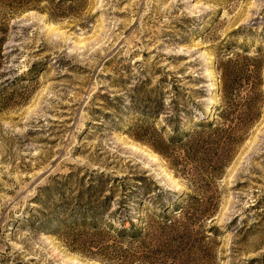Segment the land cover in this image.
<instances>
[{
	"label": "rangeland",
	"instance_id": "1",
	"mask_svg": "<svg viewBox=\"0 0 264 264\" xmlns=\"http://www.w3.org/2000/svg\"><path fill=\"white\" fill-rule=\"evenodd\" d=\"M0 37V264H264V0H0Z\"/></svg>",
	"mask_w": 264,
	"mask_h": 264
},
{
	"label": "trees",
	"instance_id": "2",
	"mask_svg": "<svg viewBox=\"0 0 264 264\" xmlns=\"http://www.w3.org/2000/svg\"><path fill=\"white\" fill-rule=\"evenodd\" d=\"M0 41H1L0 43H3V41H4L3 38L0 37ZM163 215H164V214H163ZM163 215H162V216H163ZM126 232H127L128 234H130V232L127 231L126 228H124V229H122V230L119 231V233H120L121 235H126ZM134 232H135V231H134ZM136 232H137V231H136Z\"/></svg>",
	"mask_w": 264,
	"mask_h": 264
}]
</instances>
